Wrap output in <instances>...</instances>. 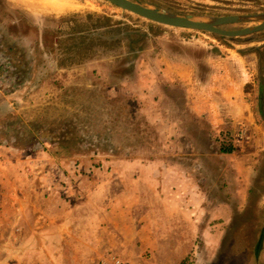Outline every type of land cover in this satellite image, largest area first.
Here are the masks:
<instances>
[{
  "label": "crops",
  "instance_id": "crops-1",
  "mask_svg": "<svg viewBox=\"0 0 264 264\" xmlns=\"http://www.w3.org/2000/svg\"><path fill=\"white\" fill-rule=\"evenodd\" d=\"M53 7L51 1L39 4L44 12H55ZM196 43L198 52L165 54L158 61L160 74L151 75V127L162 143L151 148V161L103 159V169L111 167L107 173L84 160L82 169L92 168L93 174L74 179L73 189L61 196L60 172L71 180L77 158H34L0 148V249L8 254L7 263L73 261V253H84L85 238H92L94 247L113 250L130 264H147L139 243L151 244V264H163L161 256L170 260L177 249L183 252L181 264H190L193 254L199 264H210L207 257L220 241L212 232L231 217L228 213L264 209V179H258L264 107L257 60L232 48ZM162 93L172 103L171 113L184 121L173 124L163 117ZM239 125L250 131L251 141L231 154L219 153L212 135ZM130 178L132 186L125 182ZM150 178L151 213L141 206L135 185ZM263 243L261 238L256 257Z\"/></svg>",
  "mask_w": 264,
  "mask_h": 264
},
{
  "label": "rangeland",
  "instance_id": "rangeland-1",
  "mask_svg": "<svg viewBox=\"0 0 264 264\" xmlns=\"http://www.w3.org/2000/svg\"><path fill=\"white\" fill-rule=\"evenodd\" d=\"M46 1L52 2L55 12L39 9V4ZM130 1L189 18L264 13V0ZM254 25V22H243L221 28L240 30ZM0 35V50L5 49L4 46L11 48L20 72L16 86L0 85V103L14 104L16 118L12 119L26 128L21 132L23 136L16 137L18 143L31 144L36 123L51 120L58 114L64 115V124L73 129L85 126L88 134L80 149L72 150V156L62 155L63 158H77L75 162L81 168L84 160H93V166L107 173L111 167L103 169L106 165L101 161L103 159L127 156L151 161V148L162 147L159 135L151 127V75L160 74L158 61L165 54L175 57L177 53L197 51L201 45L196 42H206L208 47L232 48L240 55L248 56L249 60H257L260 75L264 76V31L245 37L224 38L168 28L124 12L103 0H0ZM39 75L42 78H38ZM261 93L264 107V77ZM171 105L164 96L161 98L159 107L167 112L162 114L163 117L173 124L184 121L171 113ZM6 122L4 115L0 114V127ZM6 149L15 154L19 148ZM54 152V147L38 148L37 151L29 147L26 155L41 158ZM262 162L258 179H264ZM125 182L128 186L133 184L131 178ZM135 185L141 192V206L150 209L151 213V178ZM260 202H264V196ZM260 206L264 207V203ZM228 214L231 217H226L225 224L212 232L220 241L217 249L207 257L213 260L210 264H264V243L256 257L257 240L264 238L261 234L264 231V209ZM189 238L196 237L189 233ZM91 239L85 238L84 253H73V261L65 259L59 263L95 264L106 252L124 259L113 250L94 247ZM192 243H187L188 250ZM137 247L140 256L151 264V244L139 243ZM7 256L6 251L0 249V264H9ZM181 256L183 252L179 253L177 249L173 258L167 260L161 256L160 262L181 264L184 260L180 259Z\"/></svg>",
  "mask_w": 264,
  "mask_h": 264
},
{
  "label": "trees",
  "instance_id": "trees-1",
  "mask_svg": "<svg viewBox=\"0 0 264 264\" xmlns=\"http://www.w3.org/2000/svg\"><path fill=\"white\" fill-rule=\"evenodd\" d=\"M4 47L5 49L0 50V85L3 83L4 85L11 84L16 86L19 84L18 79H20L19 68L16 63H14L12 58L11 48L6 46ZM39 72L40 70L38 68V73ZM39 77L40 75L38 78ZM263 77L264 76H261L259 72L260 89L262 88ZM40 78H42V76ZM14 111V104L13 106H9L7 102L0 103V114L4 115V118L8 121L3 127H0V148H19L18 153L22 155L28 154L29 147H31L32 150L37 151L38 148L44 150L47 146H49L51 148H55V152L53 154L59 156H72L73 152L71 151L80 149L83 146V138H85L88 134L85 126L73 129L70 125L62 122V119H64L65 116H60L58 114L51 120L35 124L34 130L31 133V144L18 143L16 137L23 136L21 132L26 128L16 120L12 119L16 118ZM259 111L261 118L264 120L263 109L261 108ZM47 141H49L48 145L46 144ZM260 245L261 238L256 244V250Z\"/></svg>",
  "mask_w": 264,
  "mask_h": 264
},
{
  "label": "water",
  "instance_id": "water-1",
  "mask_svg": "<svg viewBox=\"0 0 264 264\" xmlns=\"http://www.w3.org/2000/svg\"><path fill=\"white\" fill-rule=\"evenodd\" d=\"M110 5L151 23L168 28L199 31L224 38L245 37L264 31V13L232 15L212 18H189L169 11L143 6L130 0H103ZM254 22L255 25L240 30H225L221 26Z\"/></svg>",
  "mask_w": 264,
  "mask_h": 264
},
{
  "label": "built area",
  "instance_id": "built-area-1",
  "mask_svg": "<svg viewBox=\"0 0 264 264\" xmlns=\"http://www.w3.org/2000/svg\"><path fill=\"white\" fill-rule=\"evenodd\" d=\"M252 139L250 131L244 126L239 125L235 131H225L221 130L214 133L213 141L217 150L222 154H231L245 145H247ZM93 169L88 168L83 170L78 163H73L70 174L72 179L67 178V174L60 172V176L64 177V180L59 181V191L62 195H66L68 191L73 189L72 183L74 179L81 177L89 178L93 174ZM190 264H199L198 259L195 254H193L192 261H189ZM95 264H130L121 257L117 256L114 253L106 252L104 253Z\"/></svg>",
  "mask_w": 264,
  "mask_h": 264
}]
</instances>
